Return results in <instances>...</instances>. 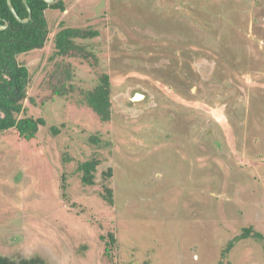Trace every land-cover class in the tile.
Instances as JSON below:
<instances>
[{"label":"rangeland","instance_id":"374dc122","mask_svg":"<svg viewBox=\"0 0 264 264\" xmlns=\"http://www.w3.org/2000/svg\"><path fill=\"white\" fill-rule=\"evenodd\" d=\"M66 2L44 10V45L18 57L35 99L24 114L46 122L29 142L0 134V254L36 253L46 264H264V0ZM61 26L98 31L79 40L98 64L67 60L79 88L108 74L110 120L79 105L78 93L41 100ZM63 155L98 158V180L110 167L114 202L97 194L100 183L82 185Z\"/></svg>","mask_w":264,"mask_h":264},{"label":"trees","instance_id":"16d2710c","mask_svg":"<svg viewBox=\"0 0 264 264\" xmlns=\"http://www.w3.org/2000/svg\"><path fill=\"white\" fill-rule=\"evenodd\" d=\"M11 4L14 7L17 15L20 18L27 17V9L22 0H11ZM27 4L31 10V18L25 22L17 21L10 12L6 0H0V24L4 20L8 22V25L4 29H0V134H11L13 131L16 137L22 139L25 142H29L34 139L41 126L45 125V119L43 116L34 117L31 115H25L26 101L32 103L35 102L33 96L28 94L29 83L31 75L29 69L23 62L18 61V57L23 54H27L37 48L44 45L47 38L46 26L47 21L44 16V10L51 8L58 11H63L66 8V0H54L51 3H47L44 0H27ZM62 22H60V25ZM63 27V28H62ZM62 28V29H61ZM54 34V47L56 54L55 57L50 58L52 61L50 68L47 70L44 77L39 81V89L46 90L50 95L43 96L42 101L47 100L50 97L56 96L64 98V100L71 99L73 94H79L77 99L79 105H85L90 107L96 114L100 121H108L111 118V100L110 91L108 85V74L99 77L96 85L92 88H79L75 86L71 80L73 78V68L68 64V58L80 59L81 61L88 62L90 56L94 57V64H98L99 56L94 48L89 47L85 43H80V39L92 38L97 36L98 31L92 26L76 28L61 26ZM58 55V56H57ZM89 64V62H88ZM73 100V99H72ZM46 102V101H45ZM51 132L56 134L57 127L52 126ZM11 138V137H10ZM94 136L88 137V141H97ZM65 156V155H63ZM63 162H72L76 166L73 171L80 180V183L86 187H91L100 183L103 187L97 194L103 198L106 203L112 204V188L110 186V178L112 169L109 167L106 171L102 170V177L97 179V165L99 159L95 156H87L82 159H73L71 157H63ZM71 158V159H70ZM66 159V160H65ZM24 173V170H21ZM21 173L20 177L23 176ZM25 174V173H24ZM13 176V175H12ZM66 174L60 173V188L62 198L65 197L64 190L67 188ZM12 180V179H11ZM19 180V175L13 177V182ZM21 186V185H20ZM58 186V185H57ZM19 195V194H18ZM13 204V202H11ZM15 204L19 205V201L15 200ZM15 206V205H14ZM251 227L243 228V233L235 235L228 241L225 252L229 251L234 245V241L243 239L248 236ZM257 238L263 236L254 232ZM105 248L109 252L111 244L115 237L113 233H108L105 237ZM101 239L104 236L101 235ZM106 253V252H105ZM0 264H46L40 254H33L30 257H21L19 259H13L7 255L0 254Z\"/></svg>","mask_w":264,"mask_h":264},{"label":"water","instance_id":"95a60500","mask_svg":"<svg viewBox=\"0 0 264 264\" xmlns=\"http://www.w3.org/2000/svg\"><path fill=\"white\" fill-rule=\"evenodd\" d=\"M44 1H45V2H50V1H52V0H44ZM22 2H23V4L25 5V7H26V9H27V13H28V14H27V17H26V18H20V17L17 15V13H16L14 7H13L12 4H11V0H6L7 6H8V8H9L10 12L12 13V15L14 16V18H15L17 21H19V22L25 23V22H27V21L31 18V10H30V8H29V6H28V4H27V0H22ZM7 25H8V22H7L6 20H4L3 23L0 24V29H4V28H6Z\"/></svg>","mask_w":264,"mask_h":264},{"label":"flooded vegetation","instance_id":"af4514ba","mask_svg":"<svg viewBox=\"0 0 264 264\" xmlns=\"http://www.w3.org/2000/svg\"><path fill=\"white\" fill-rule=\"evenodd\" d=\"M54 0H52V1H50V2H47V3H51V2H53ZM47 9V8H46Z\"/></svg>","mask_w":264,"mask_h":264},{"label":"bare ground","instance_id":"6f19581e","mask_svg":"<svg viewBox=\"0 0 264 264\" xmlns=\"http://www.w3.org/2000/svg\"><path fill=\"white\" fill-rule=\"evenodd\" d=\"M139 96V94H137Z\"/></svg>","mask_w":264,"mask_h":264}]
</instances>
